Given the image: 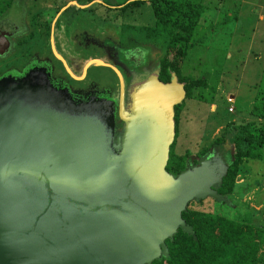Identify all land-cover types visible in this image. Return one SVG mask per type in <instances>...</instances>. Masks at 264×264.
I'll use <instances>...</instances> for the list:
<instances>
[{
  "label": "water",
  "instance_id": "water-1",
  "mask_svg": "<svg viewBox=\"0 0 264 264\" xmlns=\"http://www.w3.org/2000/svg\"><path fill=\"white\" fill-rule=\"evenodd\" d=\"M186 95L175 73L149 76L120 111L116 144L103 113L0 94V264H152L179 228L195 235L182 214L192 201H229L218 192L228 165L213 149L167 171Z\"/></svg>",
  "mask_w": 264,
  "mask_h": 264
},
{
  "label": "flooded vegetation",
  "instance_id": "flooded-vegetation-1",
  "mask_svg": "<svg viewBox=\"0 0 264 264\" xmlns=\"http://www.w3.org/2000/svg\"><path fill=\"white\" fill-rule=\"evenodd\" d=\"M147 6V0H0V94L42 99L77 114L103 113L117 144L125 126L120 111L130 112L135 87L151 75L165 82L164 52L148 42V24H138L143 11H134ZM102 67L111 70L106 83L97 74Z\"/></svg>",
  "mask_w": 264,
  "mask_h": 264
},
{
  "label": "rangeland",
  "instance_id": "rangeland-1",
  "mask_svg": "<svg viewBox=\"0 0 264 264\" xmlns=\"http://www.w3.org/2000/svg\"><path fill=\"white\" fill-rule=\"evenodd\" d=\"M204 3L206 9L199 29L202 42L189 52L184 68L194 78L202 76L208 80L205 96H211L212 87L217 91L213 101L200 100L197 96L185 98L175 150L179 154L189 151L190 165L213 149L219 154L223 151L231 164L232 146L213 142L223 133L228 121L253 119L251 110L257 96L259 93L264 95V0H204ZM141 8L134 10L143 11L138 24H150L149 5ZM110 17L119 21L117 12H112ZM157 46L162 54L164 47ZM174 60L180 61V55H175ZM110 72L104 67L97 70L102 83L110 81ZM200 92L196 89V95ZM229 96L234 97L233 104L227 101ZM230 105L234 107L232 112L229 111ZM228 197V202L208 197L192 201L190 205L264 230V149L262 159H250L244 163L235 189ZM257 242L260 243L259 253H264V240L258 239Z\"/></svg>",
  "mask_w": 264,
  "mask_h": 264
},
{
  "label": "trees",
  "instance_id": "trees-1",
  "mask_svg": "<svg viewBox=\"0 0 264 264\" xmlns=\"http://www.w3.org/2000/svg\"><path fill=\"white\" fill-rule=\"evenodd\" d=\"M152 22L146 28L147 40L154 45L164 47L161 59V78L170 81L175 73L184 83L186 98L214 100L217 89L205 96L208 80L205 77L194 78L185 71V62L189 52L202 42L200 19L206 9L204 0H147ZM133 2L132 5L140 4ZM229 16V14H228ZM139 31V27L133 26ZM180 55V61H175ZM196 89L201 92L196 95ZM207 97V98H206ZM183 103L176 106V139L171 145L167 171L174 176L184 170L188 164L190 152L179 154L175 150L179 136L178 124ZM253 119L247 122L230 120L225 130L213 143H229L233 149V161L227 175L218 190L223 195H231L235 189L238 175L243 165L250 159H262L264 149V95L257 96L251 110ZM205 150L201 151L203 154ZM183 218L190 224L195 235L178 229L173 239H167L169 256L156 259L152 264H264V253H259L260 243L264 240V230L212 211L191 207L183 212Z\"/></svg>",
  "mask_w": 264,
  "mask_h": 264
},
{
  "label": "built area",
  "instance_id": "built-area-1",
  "mask_svg": "<svg viewBox=\"0 0 264 264\" xmlns=\"http://www.w3.org/2000/svg\"><path fill=\"white\" fill-rule=\"evenodd\" d=\"M227 101L230 103V104H233L234 102V97L233 96H229ZM234 110V107L232 105L229 106V111L232 112Z\"/></svg>",
  "mask_w": 264,
  "mask_h": 264
}]
</instances>
